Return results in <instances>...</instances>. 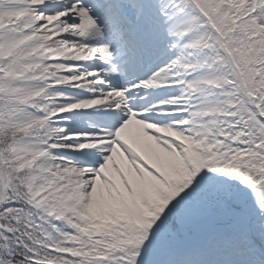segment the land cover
Here are the masks:
<instances>
[{"label": "snow or ice", "instance_id": "snow-or-ice-1", "mask_svg": "<svg viewBox=\"0 0 264 264\" xmlns=\"http://www.w3.org/2000/svg\"><path fill=\"white\" fill-rule=\"evenodd\" d=\"M0 264H264V0H0Z\"/></svg>", "mask_w": 264, "mask_h": 264}]
</instances>
